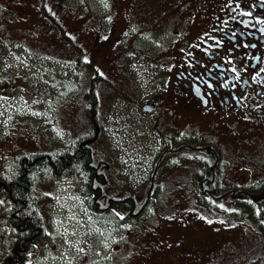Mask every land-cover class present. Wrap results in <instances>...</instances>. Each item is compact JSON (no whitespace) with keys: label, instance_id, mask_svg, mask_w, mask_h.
Segmentation results:
<instances>
[{"label":"rangeland","instance_id":"374dc122","mask_svg":"<svg viewBox=\"0 0 264 264\" xmlns=\"http://www.w3.org/2000/svg\"><path fill=\"white\" fill-rule=\"evenodd\" d=\"M181 1L149 0L139 8L145 0H136L123 17L129 22L125 30L115 31L113 40L121 38L112 43V52L94 61L103 77L94 83L100 123L96 147L108 155L112 187L140 198L150 186L144 212L137 217L118 210L98 214L72 180L47 183L40 192L48 200L39 207L46 236L27 264H264V224L253 215L252 204L236 200L208 208L195 189L201 156L190 151L162 156L182 144L212 146L221 157L217 189L259 190L264 184V120L247 132L218 135L211 126H189L179 119L168 124L160 109L146 112L141 107L156 99L164 85L162 50L174 25L162 14L170 15V5ZM186 1L190 16L206 3ZM110 2L88 0L95 23H111ZM71 23L76 21L67 24L74 30ZM95 33L106 35L101 28L86 27L76 39L84 57ZM39 34L34 44L5 48V53L14 52L3 65L14 77L16 94L14 101L0 98V167L9 166L19 151L57 150L90 127L84 94L91 71L70 64L74 52L56 36L54 26ZM12 234L0 189V259ZM182 240L190 242L187 255L169 262L171 248Z\"/></svg>","mask_w":264,"mask_h":264},{"label":"flooded vegetation","instance_id":"af4514ba","mask_svg":"<svg viewBox=\"0 0 264 264\" xmlns=\"http://www.w3.org/2000/svg\"><path fill=\"white\" fill-rule=\"evenodd\" d=\"M110 1L113 19L109 27L123 31L128 16L123 17L135 8L136 0ZM148 1L139 8L146 7ZM205 1L196 15L188 14L191 3L186 0L170 5V15L162 14L166 23L174 26L162 50L164 85L151 104L164 112L168 124L179 119L189 126H211L218 135L247 132L254 122L264 120V0ZM87 2L0 0V98L14 101L16 94L11 82L14 77L3 65L14 52L5 53V48L10 43L34 44L40 37L37 31L47 26H54L57 37L62 38L63 32L81 47L76 39L83 29L100 28L90 5L86 8ZM73 21L75 28L70 30L67 24ZM99 35L94 34L89 56L84 57L97 73L94 61L112 52V43L118 40ZM20 154H14L12 160ZM189 243L182 240L173 246L169 262L186 254Z\"/></svg>","mask_w":264,"mask_h":264},{"label":"trees","instance_id":"16d2710c","mask_svg":"<svg viewBox=\"0 0 264 264\" xmlns=\"http://www.w3.org/2000/svg\"><path fill=\"white\" fill-rule=\"evenodd\" d=\"M101 31L106 32V38H113L116 28L109 27ZM61 36V42L74 52V66L90 69L91 66L84 60L82 47L65 37L63 32ZM98 79L103 77L94 71L90 86L84 94V115L90 126L86 132L78 134L57 150L22 153L11 160L9 166L0 167V189L6 201L7 221L13 229L9 247L0 259V264H27L34 248L44 240L46 224L39 207L48 200V196L40 192V188L47 183L72 180L77 192L91 200L94 211L98 214H110V211L118 210L124 211L128 217H137L144 212L150 186L146 187L140 198L112 187L108 180V155L96 147L95 139L100 123L94 83ZM183 151L203 157V167L195 175V189L202 203L208 208H217L218 203L244 200L252 204L253 215L258 222L264 224V184L255 191L240 188L217 189L214 183L221 162L219 152L208 145L182 144L164 151L162 156ZM219 210L224 215L225 211Z\"/></svg>","mask_w":264,"mask_h":264},{"label":"water","instance_id":"95a60500","mask_svg":"<svg viewBox=\"0 0 264 264\" xmlns=\"http://www.w3.org/2000/svg\"><path fill=\"white\" fill-rule=\"evenodd\" d=\"M143 109L146 110V111H151L152 105H144Z\"/></svg>","mask_w":264,"mask_h":264}]
</instances>
